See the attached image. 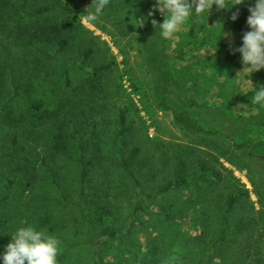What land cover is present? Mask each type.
<instances>
[{
  "label": "rangeland",
  "instance_id": "1",
  "mask_svg": "<svg viewBox=\"0 0 264 264\" xmlns=\"http://www.w3.org/2000/svg\"><path fill=\"white\" fill-rule=\"evenodd\" d=\"M20 1L0 0V34L18 20ZM72 1L81 8L82 26L69 33L72 45L59 58L29 50L14 57L21 92L38 107L15 101L8 112L0 108V154L16 152L14 159L0 158V252L22 221L64 240L85 239L76 210L61 207L58 191L77 198L75 158L84 144V204L97 236L129 228L99 248L103 264H264V137L250 138L264 120V106L248 91L264 86V68L249 74L218 62L217 46L233 41L235 28L210 23L204 9L165 40L152 24L164 19L155 0H109L100 22L88 26L82 17L91 0ZM44 5L50 10L40 16L43 22L65 17L56 0H30L29 8ZM222 28L231 35L218 38ZM0 69L1 106L11 89ZM131 82L142 86L132 99ZM60 132L67 152L53 146ZM122 158L142 180V211L132 219L135 184ZM180 159L192 172L205 162L222 179L162 190ZM54 174L59 188L51 183ZM242 186L248 194L226 210ZM222 232L224 241L206 257L203 249ZM94 253L90 245L60 244L57 264H94Z\"/></svg>",
  "mask_w": 264,
  "mask_h": 264
},
{
  "label": "trees",
  "instance_id": "2",
  "mask_svg": "<svg viewBox=\"0 0 264 264\" xmlns=\"http://www.w3.org/2000/svg\"><path fill=\"white\" fill-rule=\"evenodd\" d=\"M65 9V17L59 20L56 16L54 18H47L45 22L42 21L40 16L50 10V6H39L35 10H30L29 3L30 0H21L19 2L20 16L16 20L15 24L3 34H0V67L3 71L8 74V82L11 89V95L5 98L4 102L1 104L0 108L3 112L11 108L13 102H21L23 105L27 106L29 109H37V105L31 103L21 92V85L18 81L16 75V65L14 62L15 54L20 50H29L31 52H36L44 56L57 59L59 54L63 53L72 44L68 37L69 33L73 30H77L82 26L81 21V8L80 6L72 0H56ZM250 0H245V3L241 5H235L231 10H221L215 11V5L213 9L206 10V18L210 23L213 24H226L232 25L236 30V38L229 42H220L217 46L218 62L231 64L239 69H243L241 64L240 54L238 52H233L232 49L238 47L241 44V36L244 31L248 30V25L246 23L247 16L249 15L248 6ZM239 8V15L236 20L231 19L232 12ZM35 19V23L29 26L27 23L30 20ZM46 44H51L55 47V52L52 53L46 49ZM92 53V49L89 48L83 56H88ZM109 67L108 65L104 66ZM1 72V69H0ZM131 92L127 93L128 97L132 99V94H140L142 86L137 85L135 82L130 84ZM126 92V89H125ZM2 96V95H0ZM120 122L122 127L118 131L117 139L120 147L125 144L126 137V116L125 111H121ZM203 130L208 132H222L220 128L211 130L208 126L202 124ZM264 137V120L258 125L254 134L250 135V138ZM238 146H242L243 142L237 143ZM53 146L59 151L67 152L68 144L63 136V133H57L53 139ZM84 144H81L79 148V154L76 156L75 160L79 167V192L76 199H70L64 192L59 189L60 196L62 197L59 202L68 204L76 210L78 221L84 228L86 237L83 240L78 241H68L63 238L57 237L61 245L69 247H78L80 245H90L94 248V264H103L98 257L99 248L106 243L108 238H114L121 234L128 232V226L119 232H109L102 236H97V232L94 230V224L89 217L88 210L84 204V196L87 191V176H88V160L86 159L84 153ZM136 153V150L133 154ZM16 157V152H3L0 154V158L14 159ZM122 164L125 170L129 173L135 184V195L133 198V211L131 219L139 214L142 209L140 206V200H142V180L140 179L136 170L132 168V163L129 159L122 158ZM222 179V173L216 169L210 168L205 162L199 161L196 163V170L191 171L188 168V163L184 159L178 160L175 167L174 178L166 186L162 187V190H169L171 188H176L180 186H187L190 184L197 183L199 181H209L218 182ZM51 183L59 188V180L54 174L50 179ZM248 194V190L242 186L236 189L229 199L227 200L226 210H231L234 205L242 200ZM224 233L220 234L216 240L211 244V246L203 249L204 255L207 257L212 251L217 248L224 241ZM243 251L247 248H242ZM250 250H246L247 256H251ZM246 262H244L245 264Z\"/></svg>",
  "mask_w": 264,
  "mask_h": 264
},
{
  "label": "clouds",
  "instance_id": "3",
  "mask_svg": "<svg viewBox=\"0 0 264 264\" xmlns=\"http://www.w3.org/2000/svg\"><path fill=\"white\" fill-rule=\"evenodd\" d=\"M108 3L109 0H91L90 7L84 9L82 17L85 26L100 22ZM243 3L245 0H155L153 8L164 19L159 23L153 20L152 24L160 37L167 40L181 30L193 11L199 14L204 9H213V5L215 11L231 10L233 6ZM248 12V30L243 32L241 44L232 51L240 54L243 69H248L250 74L264 68V0H250ZM238 15L239 8L232 12L231 19L236 20ZM230 35V32H224L222 28L218 38ZM248 91L252 92L253 103L264 106V86ZM8 234L11 239L4 246L3 252H0V264H57L60 243L56 236L26 221L20 222L15 231Z\"/></svg>",
  "mask_w": 264,
  "mask_h": 264
}]
</instances>
